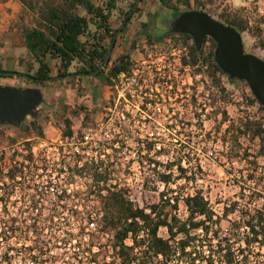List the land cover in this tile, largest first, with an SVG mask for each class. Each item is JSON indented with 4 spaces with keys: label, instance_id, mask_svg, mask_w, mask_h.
I'll use <instances>...</instances> for the list:
<instances>
[{
    "label": "trees",
    "instance_id": "16d2710c",
    "mask_svg": "<svg viewBox=\"0 0 264 264\" xmlns=\"http://www.w3.org/2000/svg\"><path fill=\"white\" fill-rule=\"evenodd\" d=\"M19 1L23 9L16 26L24 37L31 61L36 62L37 66L33 69L31 62L24 73L13 71L11 74H20L26 83L44 86L49 80L65 78L72 74L69 67L75 61L80 64L76 72L78 85L81 86V75L91 74L96 70L107 53L110 41L117 30L112 28L110 18L113 10L118 7L119 0H97L96 3L94 0ZM135 1L130 3L129 9L122 12L123 18ZM158 1L168 9L179 11L181 6H189L191 0ZM196 4L200 5L201 2L196 1ZM131 17L132 14L128 17L125 26ZM220 19L225 24L234 26L241 35L242 32L249 30L254 39V46L264 48V36H260V28L256 25L249 27L240 12L224 11ZM91 26H94V29ZM168 35L175 44H182L186 48L185 54L181 56L182 67L191 68L194 77L200 75L202 93L212 106L218 101L228 103L230 100L232 91L228 89L225 79L231 83L239 81L249 88L246 81L230 78L220 68L214 58L216 41L212 37L205 36L198 49L193 41L190 42L192 37L187 33L169 32ZM152 37L147 34L149 42ZM106 38L109 39L108 42H105ZM47 57L57 62V72L54 76L51 75ZM122 57L116 62L117 66L108 71L105 79L107 85L113 84L112 77L130 70L129 60L118 63ZM5 72L7 71L0 67V77L12 76L4 75ZM198 86L196 81L193 86L194 93L197 92ZM243 97L247 106L257 105V113L264 114V106L258 102L250 88L248 93H243ZM192 102L196 106L197 98L194 94ZM98 106L101 107L100 104ZM81 108L84 109V119L86 121L92 119L96 109L88 110L86 106ZM213 113L221 114V119L215 126L216 131H221L222 125L226 123L221 136L224 145L235 152L243 149L242 156L247 158L248 153L242 148L241 140L244 138L251 141L258 140L259 148L256 156H264V125L259 118L246 113L236 120H230L225 108L213 109ZM71 125V118H64L63 136L72 135ZM27 128L38 136H43L40 120L30 119ZM24 146L25 154L15 150L8 156L11 164L7 169L4 171L0 168V179L4 180L7 177L10 181L9 184L3 181L6 188L13 189L19 184L20 189H36L38 184L35 183V178L25 183V180H18L17 176L22 177L25 174L40 176L61 170L44 161L36 162L31 151V141H24ZM153 148L154 142L146 141L144 149L149 153ZM121 150L120 147L114 150L116 156ZM4 155L5 153L2 152L0 158H4ZM187 155L177 153L173 159L164 163L163 170L154 169L155 179L151 174L144 178L143 185L146 189L157 191L159 183L163 184L164 188L159 191L157 201L143 206L130 199L125 185L111 181L110 166L114 165L113 162L103 168L102 162L94 161H84L82 165H78L81 157H75L73 163H68V168L71 174L91 176L87 192L88 195H96L100 203V210L95 219L99 224V230L108 234L115 255L118 257V264H264V251H262L264 204H257L263 196L262 191L258 189L259 181L253 180L250 175L248 182L254 185L242 184L238 194L239 199L225 203L221 214H218L204 196L202 189L185 191L189 185L197 182L196 177L189 175L191 162ZM234 156L237 158L239 154L236 153ZM19 157L22 161L13 163L14 159ZM147 160L148 163L160 164L157 159L147 158ZM252 163L256 164V160ZM196 168L198 171L201 170L199 164ZM172 184L176 186L173 188ZM179 202L185 206L184 217L178 213ZM232 214L236 217L227 219L229 225L225 228L221 227V220ZM55 216L53 214L46 216L42 221L53 223ZM0 221L25 223L27 218L12 217ZM36 221L37 219H33V225ZM162 227L166 229L167 237L159 234V229ZM127 240H130L131 244H127Z\"/></svg>",
    "mask_w": 264,
    "mask_h": 264
},
{
    "label": "rangeland",
    "instance_id": "374dc122",
    "mask_svg": "<svg viewBox=\"0 0 264 264\" xmlns=\"http://www.w3.org/2000/svg\"><path fill=\"white\" fill-rule=\"evenodd\" d=\"M133 1L119 0L118 7L113 10L110 18L112 28L119 27L123 19L122 12L129 9L130 3ZM94 2L96 3L97 0H94ZM234 2L238 3L239 0H234ZM197 6L199 5L181 6L179 11L193 9ZM202 6H205V3ZM211 6H206V8H212ZM218 6L215 5L213 10L215 16L220 18L222 12H229L225 8L219 11ZM170 15V9L162 6L158 0H142L139 3L137 12L132 15L127 25L123 27L121 34L118 35L111 53V59L101 72L81 75V86H79L76 71L80 64L74 61L69 67L72 74L65 78L49 80L44 84L45 90L53 93L54 97L57 98L59 106L46 110L40 118L43 139L35 138L36 133L27 128L28 122L18 128L2 125L0 126V150L4 149L5 156L8 157L12 151V148L9 147H16L18 142L26 138H35L38 141L37 149L42 148L50 158L56 159L58 156L57 145L60 142H65L62 137L64 118H71L72 125L78 132V136H80L81 132L87 130V127H93L95 119L102 120L103 106H108L116 101L118 107L112 110L113 113L117 115L122 109H128L131 117L120 131L128 138L127 149L119 152L118 157L116 153L109 150L114 163L113 166H110L112 169L110 177L112 182L118 181L128 188V194L131 195L135 203L143 206L159 199V191L164 188V185L159 183L157 191L146 189L143 185L144 178L151 174V177L155 179L156 175L154 173L156 172L154 169L163 170L164 163L167 160L169 161L177 153H181L182 155L188 154L187 156L191 162L189 164V175L197 179V182L189 185L185 191L193 192L196 188L202 189L204 196L216 213L221 214L225 203L239 199L238 194L242 184L254 185V183L248 182L250 175H252L253 180L259 181L258 189L263 193L257 204H264V156H256L259 148L258 140L251 141L245 138L241 140L242 148L246 149L248 153L247 158L242 156L244 154L243 149L240 152H235L229 146L224 145L221 136L226 123L222 125L221 131H216L215 126L220 121L221 114H214L213 109L221 110L225 108L230 120H236L239 116L249 113L259 118L263 125L264 114L257 113V105L247 106L243 93H248L249 88L239 81L231 83L225 79L228 89L232 91L228 103L218 101L215 106L209 104V100L202 93L200 75L194 77L191 68H181L179 57L182 56L184 50L181 52L179 49L182 48V44H175V41L168 34L161 36L164 22ZM139 25L142 26L141 32L134 35L135 29ZM91 28L94 29V26H91ZM142 30L145 32H142ZM147 32L153 36L150 42L147 40ZM159 36L161 38H158ZM126 39H128L127 43L124 42ZM242 40L246 52L254 53L264 59V48L254 46V39L249 30L242 32ZM108 41L109 39L106 38L105 42ZM192 41L190 39V42ZM124 55H128L127 60L131 64L130 67L134 68V73H137V77L140 74L143 76L148 74L150 77L156 71V68H159V71L170 75L174 81L175 86L173 89L164 85L163 90H159L160 88L156 90L155 87H153V91L149 90V93L152 94H163L164 100L161 111H158L156 104H152L149 109L143 108L141 106L142 100L137 97L129 102L118 101L116 97L117 89L118 93L121 94L126 89L133 88L127 74H121L118 78L115 77L117 83L115 91L114 88L105 83L108 71ZM53 71L56 73L57 67H53ZM196 81L199 86L197 92L194 93L193 86ZM0 84L25 85L32 83H26L24 79L19 81L16 77L7 76L0 77ZM95 85H98V88L95 92L96 97H93ZM193 94L197 98L196 106L192 102ZM98 104L101 105L100 108ZM120 105L121 107H119ZM81 106H86L88 110L96 109L94 113L92 112V119L87 121L84 117L82 119L84 109ZM94 137L103 136L98 132ZM137 139H143L145 142L153 141V150L149 153L145 149L138 151ZM159 150L160 152H158ZM236 153L239 154L238 157L236 156L237 158L234 156ZM146 156H148L147 158L157 159L160 164L148 163ZM254 160H256V164L252 163ZM197 164L200 165L201 170L199 171L196 168ZM88 186L89 183L84 178H76L68 185L71 191L85 193V195L68 201L69 205H76L83 212L56 213L57 217H64L66 223L56 229H45L43 233L48 238L53 237V235H66L67 232L72 233V236L75 237L86 233L91 241L99 243L97 264H105V255L112 254L111 251H107V244L110 243L108 234L97 229L84 230L82 234L78 232L81 222L86 223L91 213H97L100 210V203L96 195H87ZM175 186V184H172L173 188ZM45 207L47 210L43 214H48L47 211L51 206L46 204ZM57 209H60V207H57ZM178 213L182 217L186 215L185 206L182 202H179ZM235 217L236 215L232 214L227 218H223L220 222L221 227H227L229 225L227 219ZM59 219L56 220V224L62 222ZM67 225L69 228H67ZM159 234L167 237L166 229L160 228ZM83 242H86V240H82ZM72 246H69V252L72 251ZM262 251H264V248ZM87 261L84 260V263L87 264Z\"/></svg>",
    "mask_w": 264,
    "mask_h": 264
},
{
    "label": "built area",
    "instance_id": "2783aa9c",
    "mask_svg": "<svg viewBox=\"0 0 264 264\" xmlns=\"http://www.w3.org/2000/svg\"><path fill=\"white\" fill-rule=\"evenodd\" d=\"M196 1H200L201 4L193 9L204 10L218 20L221 19L215 16L213 11L215 5H219V11L225 8L229 12H240L242 17L247 20L248 26H258L260 28V36H264V0H239L238 3H235L234 0H191L190 5L196 4ZM204 3L205 6H202ZM210 5H212V8L207 9L206 6ZM179 50L181 52L184 50V54L186 52L184 46ZM179 60L181 64V56ZM181 68L187 69L189 67H182L181 64ZM134 72V68L131 67L129 71L118 74L117 78L121 74H127L129 76L127 78L133 84L132 89L127 90L126 87V91H123L121 94L118 93L115 77L111 78L113 84L110 87L114 88V90L117 89L116 97L118 101L129 102L137 97L142 100L141 106L143 108L149 109L152 104H156L158 111H161L164 100L163 94H152L151 92L149 93V90L153 91V87L156 90L158 88H160L159 90H163L164 85L173 89L175 84L170 75L162 73L159 71V68H156V71L150 77L148 74H145V76L140 74L137 77V73ZM159 105L162 106L160 107ZM117 107L116 101H113L108 106H103L102 111L104 113L102 120L95 119L93 121V127H87V130L81 132L80 136H78V132L71 125L73 133L71 136L62 135L65 142H60L57 145L56 150L58 156L56 159L50 158L42 148L37 149V137L43 139V136H38L37 134L35 136L36 139L26 138L18 142L19 146L9 147L12 148L11 153L17 150L19 153L25 154L24 141H31V151L36 162L44 161L50 165H55L61 170L40 176H32L30 174H25L22 177L17 176L18 180H25V183L35 178V183L38 184V188L36 189H20L19 184H16L13 189H9L5 187L3 182L6 181L9 184L10 181L8 178L5 177L4 180L0 179V219L6 220L12 217H17L18 219L27 218V222L25 223L19 221L15 223L11 221H0V264H85L84 260H88L86 262L87 264L98 263L99 243L91 241L88 234H82L84 230L89 229H97L100 231L99 224L95 219L98 212L91 213L86 223L83 224L81 222L78 227V232L82 235L79 237L77 236L78 232L76 234L77 237L67 232L66 235H53V237L50 236L48 238L43 231L45 229H56L60 227V225L66 223L65 218L55 216L53 223L43 222L42 220L44 217L52 214L56 215V213L83 212L80 207L69 205L68 202L69 199L85 195V193H78V191H71L69 189L68 185L75 181L76 178H84L88 183H91L90 175L70 173L68 163H73L75 157H81L78 160V165H82L84 161H94L102 162L103 168L106 164L113 162L110 151L113 153L119 147L122 149L121 151L127 149L128 138L120 131L124 128V124L130 120L131 113L128 109H122L115 115L112 110ZM83 117L84 114H82V119ZM112 119L113 121L111 122ZM98 132L103 137L95 138L94 135ZM145 143L143 139H137L138 151L144 149ZM2 152L5 153L4 149L0 150V157ZM17 161H22V158H15L13 163ZM10 164V158L6 156L0 158V168H3L4 171ZM88 196H93V194ZM129 197L133 201L131 195ZM46 204H49L51 207L47 211L48 214H43L47 210L45 207ZM57 207H60V209H57ZM58 218L62 222L56 224ZM33 219H37L35 225H33ZM82 240H86V242L82 243ZM127 244H131V241L129 240ZM71 245H73L72 251L69 252V246ZM107 248V251H111L112 254L105 255V264H118V257L115 255L111 243L107 244Z\"/></svg>",
    "mask_w": 264,
    "mask_h": 264
},
{
    "label": "water",
    "instance_id": "95a60500",
    "mask_svg": "<svg viewBox=\"0 0 264 264\" xmlns=\"http://www.w3.org/2000/svg\"><path fill=\"white\" fill-rule=\"evenodd\" d=\"M139 1H135L123 18L103 61L92 74L101 72L108 63L116 39ZM169 32L191 35L198 49L205 36L212 37L216 41L214 58L220 68L230 78L246 81L255 98L264 106V59L244 50L242 35L234 26L225 24L204 10L189 9L181 11L169 21ZM4 75H11V72H5ZM44 87L34 84H0V126L18 128L30 119L40 120L46 110L57 108V98ZM94 88L97 89L98 85Z\"/></svg>",
    "mask_w": 264,
    "mask_h": 264
},
{
    "label": "crops",
    "instance_id": "0c3cea01",
    "mask_svg": "<svg viewBox=\"0 0 264 264\" xmlns=\"http://www.w3.org/2000/svg\"><path fill=\"white\" fill-rule=\"evenodd\" d=\"M22 9L23 5L19 0H0V67L7 72L24 73L32 62L24 37L16 26ZM46 61L54 76L56 73L52 70L53 67L56 68V60L47 57ZM36 66V62H32L33 69ZM11 75L19 81L23 79L20 74Z\"/></svg>",
    "mask_w": 264,
    "mask_h": 264
},
{
    "label": "flooded vegetation",
    "instance_id": "af4514ba",
    "mask_svg": "<svg viewBox=\"0 0 264 264\" xmlns=\"http://www.w3.org/2000/svg\"><path fill=\"white\" fill-rule=\"evenodd\" d=\"M141 1H142V0H140L139 3H140ZM139 3H138L137 6L133 9L132 15H133L135 12H137V10H138V8H139ZM132 7H133V6H132ZM132 7H131V8H132ZM170 11H171V15H170V17L166 20V22H164V29H163L162 32H161V34H162L161 36H164V35H166V34L169 33V21H170L171 19H173L178 13L181 12V11H176V10H173V9H170ZM183 11H185V10H183ZM141 27H142L141 25L137 26V28L135 29V33H134V35H138L139 32H141ZM142 32H145V31L142 30ZM119 34H121V32H120ZM147 34H149V32H147ZM161 36H159L158 38H161ZM127 59H128V56L124 55V56L122 57V59H121L118 63H123V62H125ZM115 66H117V63H114V65H113L111 68H114ZM96 90H97V89L94 88L93 97H96V95H95Z\"/></svg>",
    "mask_w": 264,
    "mask_h": 264
}]
</instances>
